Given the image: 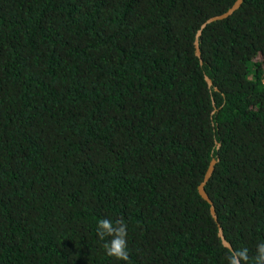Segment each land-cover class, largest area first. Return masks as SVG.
<instances>
[{"label": "trees", "instance_id": "16d2710c", "mask_svg": "<svg viewBox=\"0 0 264 264\" xmlns=\"http://www.w3.org/2000/svg\"><path fill=\"white\" fill-rule=\"evenodd\" d=\"M236 1L0 0V264H228L198 189L216 157L206 192L254 264L264 0L195 54ZM102 218L128 225L129 261L106 255Z\"/></svg>", "mask_w": 264, "mask_h": 264}, {"label": "clouds", "instance_id": "9594fccd", "mask_svg": "<svg viewBox=\"0 0 264 264\" xmlns=\"http://www.w3.org/2000/svg\"><path fill=\"white\" fill-rule=\"evenodd\" d=\"M128 225L123 219L115 221L108 218H102L97 224V234L101 240L105 237L111 239L103 244L106 255L115 257L118 260L129 261L130 254L127 245ZM256 256L253 258L254 264H264V242L257 244ZM249 249H232L229 251L227 260L228 264H249Z\"/></svg>", "mask_w": 264, "mask_h": 264}, {"label": "water", "instance_id": "95a60500", "mask_svg": "<svg viewBox=\"0 0 264 264\" xmlns=\"http://www.w3.org/2000/svg\"><path fill=\"white\" fill-rule=\"evenodd\" d=\"M243 1L244 0H237L235 2V4L227 12H225L224 14L210 18L198 30L197 35H196V41H195V54L199 58L200 63L202 65H203V60H202V53H201L199 39L202 36L203 30L208 25H210L212 23L223 21V20H226L229 17H231L237 10L240 9V7L243 4ZM205 80H206L209 88H211V89L213 88L215 91H218L217 88H214L213 81L208 76L205 77ZM213 106H214V111H213V114H214L217 111L215 102H213ZM216 146H217V149H220L221 143L216 142ZM218 162H219L218 157L212 159V161L210 162L209 168L207 169V172L205 174V177L203 179V182L200 184L198 189H199V194L201 195V197L210 205L211 215H212L213 219L216 221V223L218 224L219 237L221 238L222 244L224 245V247L228 248L229 250H232L233 247L226 240L225 235H224V230H223L221 224L219 223L218 216H217L216 209H215V205H214L213 201L211 200V198L209 197L208 193L206 192V186L209 183V181L211 180Z\"/></svg>", "mask_w": 264, "mask_h": 264}]
</instances>
